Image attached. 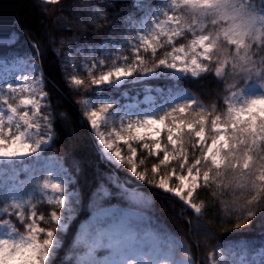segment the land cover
I'll use <instances>...</instances> for the list:
<instances>
[{"label": "trees", "instance_id": "trees-1", "mask_svg": "<svg viewBox=\"0 0 264 264\" xmlns=\"http://www.w3.org/2000/svg\"><path fill=\"white\" fill-rule=\"evenodd\" d=\"M240 1L245 17L264 12V0ZM157 2L0 0V34L6 32L0 42V60L38 64L47 95L42 111L53 135L46 154L63 163L77 194L68 211L34 191L37 179L24 169L25 162L0 164V221L12 223L22 235L36 225L42 243L47 232L53 233L59 246L46 264H71L69 256L74 254L81 226L96 210L111 206L145 214L160 232L183 244L193 264H213L220 248L239 244L249 257L262 253L264 264V117L235 121L231 111L234 93L264 87V28L260 36L253 33L237 46L225 35L229 22L216 19L215 13L201 15L186 7L179 9L183 32L176 43L138 57L149 69H155L174 48L206 36L210 52L203 60V73L197 78L145 81L154 87L182 90L186 95V100L176 99L161 109L164 130L159 157L141 147H137L136 161L126 158L120 166L102 157L85 104L97 96L98 77L111 64L101 67L98 63L91 74L81 65V51L88 54L103 44L121 41ZM101 54L97 50L93 56ZM126 55L129 66L139 68L135 57L128 51ZM3 98L0 90V102ZM9 102L24 111L19 98ZM254 102L255 98L248 96L245 105ZM218 125L228 130L220 165L207 157L208 149L219 138ZM170 128L177 131L173 139ZM165 155L169 162L163 161ZM156 167L163 178L174 174L175 183L190 169L200 172V187L194 193L199 214L157 186ZM16 187L25 196H33L21 209L13 203ZM57 217L67 223L65 230L56 222Z\"/></svg>", "mask_w": 264, "mask_h": 264}, {"label": "rangeland", "instance_id": "rangeland-1", "mask_svg": "<svg viewBox=\"0 0 264 264\" xmlns=\"http://www.w3.org/2000/svg\"><path fill=\"white\" fill-rule=\"evenodd\" d=\"M56 2L57 0H44ZM240 0H158L157 5L113 44H103L97 50L102 54L94 58L97 51L88 54L81 51L83 69L96 71L97 64L111 66L100 73L96 82L97 96L86 101L85 108L90 117V126L97 140L102 157L116 166L127 158L136 161L138 149L158 156L162 148L160 140L164 130L161 109L176 99L186 100L182 90L160 88L145 81L161 77L179 80L190 76L199 77L203 71V60L210 52L208 38H197L187 46L174 48L155 69H149L138 57L141 53H156L166 45H174L183 32L177 12L188 8L198 14L213 13L216 19L229 22L224 30L230 43L240 46L253 33L260 36L264 28V12L245 17ZM6 32L0 34V42ZM129 52L138 66L130 67ZM71 57V56H69ZM77 80V79H76ZM0 90L4 95L0 102V164L25 162L24 169L37 179L34 191L48 203L59 205L68 211L77 194L71 189L72 177L62 162L46 152L53 135L48 118L43 114L47 95L44 91L42 73L36 62L30 60H0ZM253 96L255 102L245 105L246 98ZM19 98L24 111L10 104L9 99ZM232 115L235 121L264 117V87L252 86L236 92L231 97ZM172 129L173 139L177 134ZM218 140L210 146L207 157L216 165L222 164L221 151L228 145V130L217 126ZM204 140V135H201ZM169 162V156L163 157ZM135 174L141 179L145 177ZM157 186L177 196L185 206L200 213L194 202V193L200 187V172L190 169L175 183L176 177H161L155 168ZM23 191V190H22ZM33 191V195H34ZM135 196V195H133ZM13 203L19 209L31 203L33 198L25 196L16 187L12 193ZM65 230L63 218H55ZM40 229L34 225L28 234H19L14 225L0 221V264H46L53 256L59 242L53 233L47 232L41 242ZM150 234V237L144 238ZM154 248L156 250H154ZM158 253V257L152 256ZM193 264L183 244L169 234L162 233L150 219L135 209L121 210L116 206L96 211L80 228L74 243V254L69 256L71 264ZM213 264H263L262 253L249 257L241 244L228 245L218 250Z\"/></svg>", "mask_w": 264, "mask_h": 264}, {"label": "bare ground", "instance_id": "bare-ground-1", "mask_svg": "<svg viewBox=\"0 0 264 264\" xmlns=\"http://www.w3.org/2000/svg\"><path fill=\"white\" fill-rule=\"evenodd\" d=\"M148 237H150V234L144 236V238H148ZM156 249L154 248V250H156ZM157 255H158V253H157ZM157 255H156V253H154V255H153V252H152V256L158 257ZM166 256L167 255L163 256V258H164L163 263L164 264H168V262H170V259H168Z\"/></svg>", "mask_w": 264, "mask_h": 264}]
</instances>
